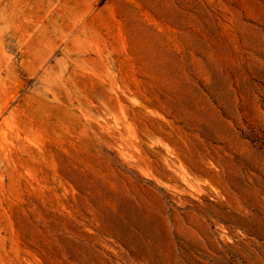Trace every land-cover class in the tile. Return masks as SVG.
<instances>
[{
	"label": "rangeland",
	"instance_id": "rangeland-1",
	"mask_svg": "<svg viewBox=\"0 0 264 264\" xmlns=\"http://www.w3.org/2000/svg\"><path fill=\"white\" fill-rule=\"evenodd\" d=\"M0 264H264V0H0Z\"/></svg>",
	"mask_w": 264,
	"mask_h": 264
}]
</instances>
